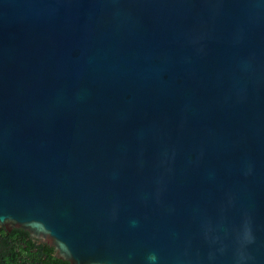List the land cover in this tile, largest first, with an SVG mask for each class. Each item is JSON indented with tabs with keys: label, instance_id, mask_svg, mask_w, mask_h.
<instances>
[{
	"label": "water",
	"instance_id": "1",
	"mask_svg": "<svg viewBox=\"0 0 264 264\" xmlns=\"http://www.w3.org/2000/svg\"><path fill=\"white\" fill-rule=\"evenodd\" d=\"M1 228L264 264V0H0Z\"/></svg>",
	"mask_w": 264,
	"mask_h": 264
},
{
	"label": "trees",
	"instance_id": "2",
	"mask_svg": "<svg viewBox=\"0 0 264 264\" xmlns=\"http://www.w3.org/2000/svg\"><path fill=\"white\" fill-rule=\"evenodd\" d=\"M0 264H70L54 256V249L14 228L0 229Z\"/></svg>",
	"mask_w": 264,
	"mask_h": 264
}]
</instances>
